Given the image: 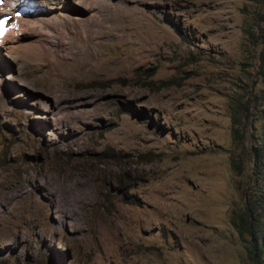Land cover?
<instances>
[{
	"label": "rangeland",
	"instance_id": "rangeland-1",
	"mask_svg": "<svg viewBox=\"0 0 264 264\" xmlns=\"http://www.w3.org/2000/svg\"><path fill=\"white\" fill-rule=\"evenodd\" d=\"M51 1L0 56V264H264V0Z\"/></svg>",
	"mask_w": 264,
	"mask_h": 264
},
{
	"label": "bare ground",
	"instance_id": "bare-ground-1",
	"mask_svg": "<svg viewBox=\"0 0 264 264\" xmlns=\"http://www.w3.org/2000/svg\"><path fill=\"white\" fill-rule=\"evenodd\" d=\"M7 1H10V3L14 4V6H13V10L15 9L14 12H13V10H10V11L7 10V12H3L2 8L6 7ZM42 1H44V0H6V2L2 5V7L0 9V18L5 17V18L9 19V21L6 23V26H7V28H10V30L8 31L7 35L4 36L0 40V56L3 54L4 48L7 49V51L8 50L11 51V50L16 49L17 44L20 41L19 36H21L23 33H25L24 30L25 29L27 30V27H30V28L32 26L40 27V25L42 26V23L45 24V20H46L45 17H46V15H49V14L47 11L42 10V7L45 6L44 5L45 2L43 3ZM45 1H51V0H45ZM54 1L52 0L48 5H51V4L53 5ZM78 1H81L84 4L85 3L87 4V2H88L87 0H78ZM89 3H90V1H89ZM62 7L60 5L56 11H58V10L62 11V9H63ZM53 8L54 7H52V9ZM57 14H58L57 16H59V17H65L66 13L62 11V12L57 13ZM12 15H13V17L11 18ZM38 15H41L42 17H40V19H37ZM68 18L71 19V17H68ZM36 21L40 22V24H36ZM44 24H43V26H44ZM30 28H28V30ZM64 29H65V27H64Z\"/></svg>",
	"mask_w": 264,
	"mask_h": 264
},
{
	"label": "snow or ice",
	"instance_id": "snow-or-ice-1",
	"mask_svg": "<svg viewBox=\"0 0 264 264\" xmlns=\"http://www.w3.org/2000/svg\"><path fill=\"white\" fill-rule=\"evenodd\" d=\"M6 21L0 20V37L4 35Z\"/></svg>",
	"mask_w": 264,
	"mask_h": 264
},
{
	"label": "trees",
	"instance_id": "trees-1",
	"mask_svg": "<svg viewBox=\"0 0 264 264\" xmlns=\"http://www.w3.org/2000/svg\"><path fill=\"white\" fill-rule=\"evenodd\" d=\"M251 228H253L252 225H251Z\"/></svg>",
	"mask_w": 264,
	"mask_h": 264
}]
</instances>
